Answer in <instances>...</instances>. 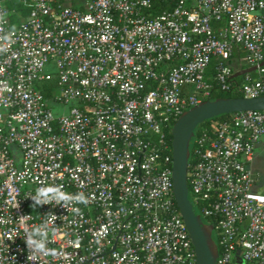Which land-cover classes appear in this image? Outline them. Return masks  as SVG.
Segmentation results:
<instances>
[{
  "label": "built area",
  "instance_id": "obj_1",
  "mask_svg": "<svg viewBox=\"0 0 264 264\" xmlns=\"http://www.w3.org/2000/svg\"><path fill=\"white\" fill-rule=\"evenodd\" d=\"M24 1L13 26L0 0V35L15 29L0 52V264H195L166 133L209 96L213 60L228 88L235 46L253 73L240 92L264 96V0H177L157 15L152 0ZM214 129L192 138L188 183L216 264H264V110ZM42 186L88 203L33 208ZM45 223L56 254L33 258L25 233Z\"/></svg>",
  "mask_w": 264,
  "mask_h": 264
},
{
  "label": "water",
  "instance_id": "obj_2",
  "mask_svg": "<svg viewBox=\"0 0 264 264\" xmlns=\"http://www.w3.org/2000/svg\"><path fill=\"white\" fill-rule=\"evenodd\" d=\"M264 110V96L205 100L189 108L174 123L171 136L173 196L195 251V264H216L218 247L213 226L195 213L189 197L190 142L196 126L219 114Z\"/></svg>",
  "mask_w": 264,
  "mask_h": 264
},
{
  "label": "trees",
  "instance_id": "obj_3",
  "mask_svg": "<svg viewBox=\"0 0 264 264\" xmlns=\"http://www.w3.org/2000/svg\"><path fill=\"white\" fill-rule=\"evenodd\" d=\"M177 0H152V10L155 15L158 13H162L163 11L171 10ZM7 9L10 11L9 18L12 22L13 26H17L21 20H25L26 17L29 14L30 7L24 0H6L5 2ZM214 27H217L215 24H213ZM245 52L239 47L235 46L232 54V58L230 60V63L232 64V74L231 77L228 79V88L222 89L221 85L218 83V81L215 79L216 72H215V60H213L208 68L205 71V79L210 83V94L205 100H211L214 101L216 99H223V98H238L243 97V94L240 92V87L242 86L244 82V78L247 74H252L251 69L248 67L244 60ZM53 85V82L46 84L44 86V95L45 97L50 96V86ZM232 113H225V114H219L216 115L210 119L204 120L203 122L199 123L194 131V137L200 135L203 132L210 133L213 135L215 126L225 120H228L231 117ZM173 125H171L166 133V138L168 143L171 146L172 136H171V130ZM193 140L190 142L189 150L190 153L193 150ZM189 164H191V155L189 159ZM189 187V183H188ZM257 191L260 193H264V179L262 183L260 184V187L257 188ZM189 197L191 199V202L193 204L195 213L199 216H201L199 212V201L197 203L194 200V195L189 190ZM202 217V216H201ZM205 222L208 224H212L213 220L210 218H204ZM213 237L215 240V243H218L217 235L215 231L213 230Z\"/></svg>",
  "mask_w": 264,
  "mask_h": 264
},
{
  "label": "clouds",
  "instance_id": "obj_4",
  "mask_svg": "<svg viewBox=\"0 0 264 264\" xmlns=\"http://www.w3.org/2000/svg\"><path fill=\"white\" fill-rule=\"evenodd\" d=\"M3 23H5L4 16L0 15V24ZM0 31H2V29H0ZM14 31L15 29L12 28L9 33L0 35V52L7 51ZM30 198L33 201V208L48 204L60 205L65 208L78 203H83L85 205L88 203L87 198L82 193L71 195L65 193L61 186H42L37 188L35 195ZM24 238L25 245L33 258L39 255L56 254L54 249H49L47 247L49 243L47 223L26 231Z\"/></svg>",
  "mask_w": 264,
  "mask_h": 264
},
{
  "label": "rangeland",
  "instance_id": "obj_5",
  "mask_svg": "<svg viewBox=\"0 0 264 264\" xmlns=\"http://www.w3.org/2000/svg\"><path fill=\"white\" fill-rule=\"evenodd\" d=\"M52 64L50 66H47L46 70L47 72H53V69L51 68ZM55 93H57V90H55ZM53 110L55 111V113H61V110H57L56 106H53ZM260 165H264V156L263 155H259L255 158L254 161V171H258L261 173V166Z\"/></svg>",
  "mask_w": 264,
  "mask_h": 264
},
{
  "label": "crops",
  "instance_id": "obj_6",
  "mask_svg": "<svg viewBox=\"0 0 264 264\" xmlns=\"http://www.w3.org/2000/svg\"><path fill=\"white\" fill-rule=\"evenodd\" d=\"M261 166V174H262V177H263V179H264V165H260ZM257 172V171H256ZM260 173V172H259Z\"/></svg>",
  "mask_w": 264,
  "mask_h": 264
}]
</instances>
